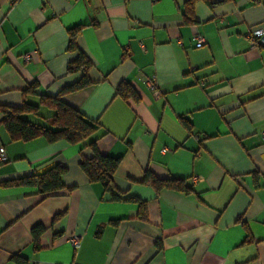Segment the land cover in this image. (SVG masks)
I'll use <instances>...</instances> for the list:
<instances>
[{"label":"crops","instance_id":"obj_1","mask_svg":"<svg viewBox=\"0 0 264 264\" xmlns=\"http://www.w3.org/2000/svg\"><path fill=\"white\" fill-rule=\"evenodd\" d=\"M77 26L90 85L61 101L98 123L102 155L120 158L121 200L81 172L82 145L11 142L0 125V183L61 164L71 189L0 186V264H264V46L243 39L264 29V0H0V120L80 80L66 73ZM121 82L137 100L116 95ZM146 173L189 191H156Z\"/></svg>","mask_w":264,"mask_h":264},{"label":"trees","instance_id":"obj_2","mask_svg":"<svg viewBox=\"0 0 264 264\" xmlns=\"http://www.w3.org/2000/svg\"><path fill=\"white\" fill-rule=\"evenodd\" d=\"M81 30V26L69 30V42L67 49L70 52L78 51L75 40ZM91 66L89 60L78 51L77 58L68 63L66 67L67 74L80 72L81 78L78 82L64 87L56 96L50 97L39 95L38 104H31L23 100L21 106L17 108L4 107L1 109L2 119L0 125L8 134L11 142H29L42 138L48 143L64 141L69 145H82L87 149L91 156L82 158L79 163L81 172L85 175L90 183H98L103 190L108 193L114 201H120L119 195L112 189V182L115 172L120 164V158H113L102 155L97 150V140L102 134L99 132V126L96 121H89L77 109L61 101L63 95L81 90L90 85L87 78V72ZM37 85L32 84L22 91L23 97L37 94ZM116 95L126 100L137 97L132 87L127 82H121L116 88ZM41 108L49 110L48 114H41ZM46 110V111H47ZM29 117H37L38 121L33 122ZM183 120V119H182ZM184 121V120H183ZM67 173L65 166L56 164L40 174H33L20 179L0 183L2 187H28L34 188L42 197L57 196L63 191L69 192L71 189L64 186L63 176ZM143 184H148L154 190L162 189L187 192L189 189L185 186L183 179H166L159 180L146 173ZM124 201L137 202L134 198H128ZM144 210V204L140 203ZM42 228L35 226L31 229L30 234L37 243L38 236ZM37 245V244H36ZM13 264H28L20 256L11 258Z\"/></svg>","mask_w":264,"mask_h":264},{"label":"built area","instance_id":"obj_3","mask_svg":"<svg viewBox=\"0 0 264 264\" xmlns=\"http://www.w3.org/2000/svg\"><path fill=\"white\" fill-rule=\"evenodd\" d=\"M243 39L247 42L248 46L251 49L263 47L264 46V29L257 28V29L249 30L243 36ZM192 40L197 45H203L204 44L203 38L201 36H199L198 34H195L193 36ZM30 59H31V57L29 55H25L23 57L24 62H29ZM147 84H148L149 88L152 89L154 92H156V95H158L157 86H156L154 80L151 79V80L147 81ZM162 152H165V149L162 150ZM6 160H7V158L4 154V152L0 151V163H4V162H6ZM68 242L74 250H77L80 247V238L77 236H72V237L68 238ZM29 264H36V263L32 262Z\"/></svg>","mask_w":264,"mask_h":264},{"label":"rangeland","instance_id":"obj_4","mask_svg":"<svg viewBox=\"0 0 264 264\" xmlns=\"http://www.w3.org/2000/svg\"><path fill=\"white\" fill-rule=\"evenodd\" d=\"M41 111H43V108H41ZM42 114V113H41Z\"/></svg>","mask_w":264,"mask_h":264}]
</instances>
